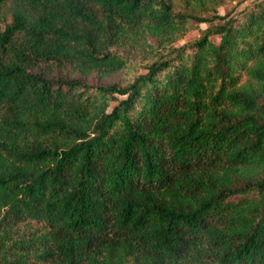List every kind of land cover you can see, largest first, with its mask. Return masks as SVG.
<instances>
[{"label":"trees","instance_id":"trees-1","mask_svg":"<svg viewBox=\"0 0 264 264\" xmlns=\"http://www.w3.org/2000/svg\"><path fill=\"white\" fill-rule=\"evenodd\" d=\"M223 1L0 0V264H264V0Z\"/></svg>","mask_w":264,"mask_h":264},{"label":"rangeland","instance_id":"rangeland-1","mask_svg":"<svg viewBox=\"0 0 264 264\" xmlns=\"http://www.w3.org/2000/svg\"><path fill=\"white\" fill-rule=\"evenodd\" d=\"M255 0H224L223 4L219 7V13L223 14L224 12L232 9L234 11H238L241 10L243 7L247 6V5H251ZM205 25L199 24L200 28H203ZM198 29L197 28H193L192 30L188 31L187 33H185L183 36H181L176 44H180L184 41L190 40L191 38L195 37L198 34ZM215 41L218 40L217 37L214 38ZM118 78V77H117ZM116 77H109V78H105L102 79V82H109V81H113L117 79ZM246 80V76L244 74H241L240 76V83H244ZM98 80L97 77L92 76L89 77L87 79H85V82L89 83V84H97L99 82H101Z\"/></svg>","mask_w":264,"mask_h":264}]
</instances>
